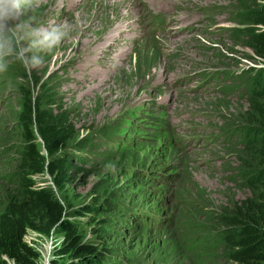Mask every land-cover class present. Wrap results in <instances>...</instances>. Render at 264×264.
I'll return each instance as SVG.
<instances>
[{"label":"rangeland","instance_id":"1","mask_svg":"<svg viewBox=\"0 0 264 264\" xmlns=\"http://www.w3.org/2000/svg\"><path fill=\"white\" fill-rule=\"evenodd\" d=\"M33 5L23 20L31 17L34 26L67 22L71 30L60 45L41 53L40 67L29 71L13 62L0 73L3 146L12 142L7 130L22 102L19 89L33 87L13 76L21 69L57 88L70 107L77 135L73 143L87 138L94 147L84 158L73 153L77 170L70 189L83 203L98 200L128 208L93 217L121 219L101 238L84 225L82 241L96 242L105 264H192L190 250L199 238L190 240L185 232L190 223L205 222L199 205L215 208L223 194H239L229 181L234 160L225 150L232 133L222 131L220 117L244 106L239 92L233 93L240 71L262 67L244 59L249 53L224 34L234 26V4L33 0ZM161 21L168 37L155 32ZM178 25L187 32L174 36ZM105 131L115 135L107 139L101 135ZM38 180L47 184L48 178ZM183 238H188L183 243L187 256L177 246ZM25 240L39 253L38 264H47L62 238L55 243L28 234Z\"/></svg>","mask_w":264,"mask_h":264},{"label":"trees","instance_id":"2","mask_svg":"<svg viewBox=\"0 0 264 264\" xmlns=\"http://www.w3.org/2000/svg\"><path fill=\"white\" fill-rule=\"evenodd\" d=\"M230 1L234 26L224 29V34L233 46L249 53L244 59L262 67L240 71L233 93L239 92L244 106L220 117L222 131L232 133L233 141L225 150L234 160L229 181L239 194H223L215 208L199 205L205 222L185 228L190 240L199 238L190 250L192 264H264V0ZM13 76L33 87L19 89L22 102L7 130L13 136L11 144L4 147L0 140V264H38L40 255L26 242L28 234L52 238L55 243L62 238L47 264H105L96 254L100 249L96 242L82 241V228L87 225L96 238L108 235L113 232L109 226L121 218L103 216L105 212L128 208L98 200L83 203L74 194L70 185L77 169L72 155L78 152L84 158L93 145L87 138L73 143L77 135L70 123V107L55 86L41 78L35 80L21 69ZM101 135L108 139L115 133ZM43 176L48 178L47 184L38 180ZM195 212L201 216L200 211ZM98 214L103 215L92 219ZM82 216L87 221L81 222ZM186 240L177 244L181 254Z\"/></svg>","mask_w":264,"mask_h":264},{"label":"clouds","instance_id":"3","mask_svg":"<svg viewBox=\"0 0 264 264\" xmlns=\"http://www.w3.org/2000/svg\"><path fill=\"white\" fill-rule=\"evenodd\" d=\"M33 7V0H0V73L13 62L29 71L40 67L44 63L41 53L50 52L68 37L71 25L67 22L34 26L31 17L23 20Z\"/></svg>","mask_w":264,"mask_h":264},{"label":"bare ground","instance_id":"4","mask_svg":"<svg viewBox=\"0 0 264 264\" xmlns=\"http://www.w3.org/2000/svg\"><path fill=\"white\" fill-rule=\"evenodd\" d=\"M129 21H130V20H129ZM176 21H177V20H176ZM179 26H180V25H178V28L175 29V31H177V30L179 29ZM189 27H190V26H189ZM166 30H167L166 28L160 29V30L158 31V33L166 34V36L168 37V35H169V31L167 30V32H166ZM175 31H174V34H173L174 36H175L176 34H178L179 32H181V31L184 32V33L187 32L186 29H185V28L183 29L182 27H181L176 33H175ZM169 38H170V37H169Z\"/></svg>","mask_w":264,"mask_h":264}]
</instances>
